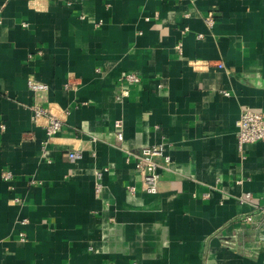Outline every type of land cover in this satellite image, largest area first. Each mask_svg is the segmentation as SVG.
<instances>
[{
	"label": "crops",
	"instance_id": "0c3cea01",
	"mask_svg": "<svg viewBox=\"0 0 264 264\" xmlns=\"http://www.w3.org/2000/svg\"><path fill=\"white\" fill-rule=\"evenodd\" d=\"M34 103L64 115L44 147ZM245 108L264 112V0H0V264H264ZM152 144L147 193L125 150Z\"/></svg>",
	"mask_w": 264,
	"mask_h": 264
},
{
	"label": "built area",
	"instance_id": "2783aa9c",
	"mask_svg": "<svg viewBox=\"0 0 264 264\" xmlns=\"http://www.w3.org/2000/svg\"><path fill=\"white\" fill-rule=\"evenodd\" d=\"M205 22L208 25L212 24L211 17H206ZM198 37L201 35L198 34ZM177 49L180 51V44L177 45ZM218 67H222V63H217ZM124 78L129 82H137L139 80L138 76L135 73H127L124 75ZM27 87L33 93L45 91L47 89V85L42 82H38L32 78L27 79ZM74 87V83L67 79L63 84V88L66 90H70ZM127 91H123L121 95H118L117 98L121 96H126ZM224 94H228L225 92ZM32 119L33 121L43 122L41 126L44 131L45 141L43 142V147L47 140L54 138L61 129L62 125V116L57 115L55 112L51 111L49 106H41L37 103L30 105ZM65 111L63 114H66ZM237 130H236V139L237 145L239 148H242L246 143H252L258 140L264 139V112L251 110L248 108L242 109L239 117L236 121ZM121 123L120 120L114 121V127L116 130V139L120 141L122 139L121 132ZM2 128V125H0ZM127 154V158L130 157L133 159L134 167L138 170L141 180L142 189L147 193H155L157 191V185L159 181V170L164 167V164L169 163V156H167L163 148L160 144H152L148 146H144L137 151H129L125 150ZM79 156L77 150L73 149L68 152L69 159H75ZM104 170H107L104 168ZM102 172L99 170L95 171V176L97 179H100ZM1 177L3 180H10L12 178V172L8 169H5L1 173ZM96 187H100L99 181L96 183ZM129 193L133 194L135 189L133 186H129L127 188ZM249 194H246L245 197H248ZM246 221H252L251 215H246L243 217ZM25 222V220H22ZM20 239L23 240V233H20ZM227 243V242H226ZM112 264V263H108Z\"/></svg>",
	"mask_w": 264,
	"mask_h": 264
}]
</instances>
